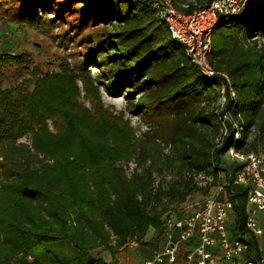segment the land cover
Listing matches in <instances>:
<instances>
[{
    "label": "trees",
    "instance_id": "16d2710c",
    "mask_svg": "<svg viewBox=\"0 0 264 264\" xmlns=\"http://www.w3.org/2000/svg\"><path fill=\"white\" fill-rule=\"evenodd\" d=\"M53 1L32 0L45 10ZM174 1L192 13L210 0ZM60 2L98 29L75 68L61 64V73L41 78L28 52L0 54V264H108L96 250L115 255L132 241L143 243L150 229L165 239L169 204L202 189L199 177L210 180L206 195L224 187L235 227L244 229L249 187L233 182L230 176L243 164L226 157L233 146L256 153L251 136L264 135V40L255 38L264 39V8L215 28L210 61L229 76L227 83L202 74L144 2ZM91 65L99 68L100 88L111 96L124 92L130 111L147 124L140 138L123 114L105 107ZM9 71L28 78L5 87ZM60 79L65 89L52 86ZM78 79L93 111L79 102ZM220 80L226 101L215 107ZM29 134L35 152L17 143ZM133 158L138 167L128 177L118 163ZM168 172L181 178L166 187ZM253 243L259 258L258 241Z\"/></svg>",
    "mask_w": 264,
    "mask_h": 264
},
{
    "label": "built area",
    "instance_id": "2783aa9c",
    "mask_svg": "<svg viewBox=\"0 0 264 264\" xmlns=\"http://www.w3.org/2000/svg\"><path fill=\"white\" fill-rule=\"evenodd\" d=\"M148 4L158 19L171 33L172 39L185 49L186 56L202 74L215 79L230 78L225 72L215 70L210 61L213 34L221 20L234 18L242 13L261 11L264 0H210L203 8L192 13L179 10L174 0H137ZM188 7L187 4L184 5ZM220 82L221 102L226 101L225 84ZM232 96H235L231 88ZM239 137L240 133H236ZM233 160L243 164L233 182L249 187L247 218L244 229L229 224L233 202L222 197L224 187L218 185L203 200L184 206L176 214L164 216L165 245L141 264H219L234 261L236 264H264V160L256 153L229 149ZM258 241L260 257L253 256V241ZM131 246H137L132 241ZM181 245H185L180 252ZM182 253V254H181Z\"/></svg>",
    "mask_w": 264,
    "mask_h": 264
},
{
    "label": "rangeland",
    "instance_id": "374dc122",
    "mask_svg": "<svg viewBox=\"0 0 264 264\" xmlns=\"http://www.w3.org/2000/svg\"><path fill=\"white\" fill-rule=\"evenodd\" d=\"M182 1L177 0L178 4ZM74 5L76 4L74 3ZM73 10L72 4L66 6L60 0H54L52 8L49 10L37 6L32 0H0V54L28 52L32 58L31 69L34 67L40 69L41 78L61 73V64H68L71 68H75L76 64L84 59L90 51L92 40L98 36V29L93 26L92 21L84 23L82 16L79 18V14ZM43 23H47L50 27H43ZM36 24H39L40 28ZM255 38L260 44L264 40L261 36ZM90 70L94 85L99 86V94H101L105 107L116 116L123 114L124 118L129 121L135 136L140 138L148 126L142 121L140 115L130 111L129 102L124 96V92L117 96H111L105 87L100 88L101 85L95 80L102 78L99 74V68L96 65H91ZM25 78H28V74L25 72L9 71L4 86H14L21 83ZM60 80L52 86H63L65 89L66 85H62V83H66V80ZM76 87L79 93V102L93 111V104L84 90L82 80L76 81ZM31 88L33 89V87ZM213 104L215 107L222 106L219 99H214ZM48 125L50 130L55 131L51 120L48 121ZM251 139L255 142L256 154L264 160V135L255 131ZM17 143L27 145L32 152H35L31 134L21 137ZM39 157L44 158V155L39 154ZM226 159L230 162V155H227ZM46 161L52 163V160L47 159ZM118 166L123 167L126 175L130 177L138 167V162L133 158L130 161H120ZM180 178L178 173L168 172L162 181L166 187H169L172 183L179 181ZM198 182L202 189L194 192L185 202L174 201L170 203L168 212L176 214L184 206L203 200L212 187L209 186L210 180L204 177H199ZM166 202L168 203L170 200L167 199ZM234 220L235 214L231 213L229 224L233 225ZM29 259L32 260V258ZM17 263L18 260L12 262V264ZM223 264H236V262L228 261Z\"/></svg>",
    "mask_w": 264,
    "mask_h": 264
},
{
    "label": "crops",
    "instance_id": "0c3cea01",
    "mask_svg": "<svg viewBox=\"0 0 264 264\" xmlns=\"http://www.w3.org/2000/svg\"><path fill=\"white\" fill-rule=\"evenodd\" d=\"M260 216L264 218L263 213ZM164 245L165 239L158 236L154 229H150L144 238V242L138 243L137 246L129 245L127 248H121L115 255L110 250H96V254L99 252L100 257L108 264H113V262H115L114 264H141L146 259L151 258ZM185 247V245H181L180 252H183Z\"/></svg>",
    "mask_w": 264,
    "mask_h": 264
}]
</instances>
